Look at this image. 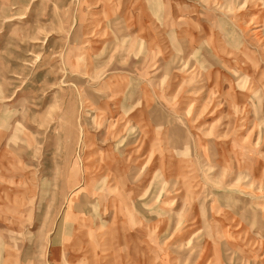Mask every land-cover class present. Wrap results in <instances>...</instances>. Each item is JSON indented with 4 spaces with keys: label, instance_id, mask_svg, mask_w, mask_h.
I'll list each match as a JSON object with an SVG mask.
<instances>
[{
    "label": "rangeland",
    "instance_id": "1",
    "mask_svg": "<svg viewBox=\"0 0 264 264\" xmlns=\"http://www.w3.org/2000/svg\"><path fill=\"white\" fill-rule=\"evenodd\" d=\"M0 264H264V0H0Z\"/></svg>",
    "mask_w": 264,
    "mask_h": 264
}]
</instances>
